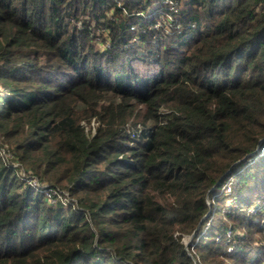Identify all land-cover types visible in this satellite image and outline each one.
<instances>
[{
  "label": "trees",
  "instance_id": "obj_1",
  "mask_svg": "<svg viewBox=\"0 0 264 264\" xmlns=\"http://www.w3.org/2000/svg\"><path fill=\"white\" fill-rule=\"evenodd\" d=\"M156 1L0 0V149L70 199L0 156V264L264 263V0Z\"/></svg>",
  "mask_w": 264,
  "mask_h": 264
},
{
  "label": "built area",
  "instance_id": "obj_2",
  "mask_svg": "<svg viewBox=\"0 0 264 264\" xmlns=\"http://www.w3.org/2000/svg\"><path fill=\"white\" fill-rule=\"evenodd\" d=\"M158 2H160V0L154 2L153 4L157 5ZM161 2L165 5H174L172 0H161ZM171 19H172L171 16H167V15L160 16L157 19V22L154 25L153 29H156V30L161 29V37H163V35L169 33L168 21ZM111 20H112V18H111ZM129 30H130V32L135 33L137 31V27L132 26V27H130ZM141 32H143V31H141ZM91 33H92V37L95 39V41L97 43H101L100 41L102 40V38L107 35V32L104 31V29L100 25H98V27H95L93 30L91 29ZM99 47H100V49H99L100 51H104V49H107L110 47V44L108 41H106L104 43H101V45ZM128 129H129L128 132L131 133V135L130 134L129 135L133 138V134H134L135 130L137 132H140L142 127L139 124H136L133 127H128ZM0 156H3V158H4L3 161H4L6 166L15 170V172L18 174L20 180L23 182V184L26 187H30L35 192L42 194L45 197L46 201H48V203L50 205H54L57 202H60L61 204H64V205L70 203V199L68 198L67 193L61 191L60 189L52 188L49 185L38 181V179L35 175H33L30 172L25 171L22 167H20V165L18 163L10 162V155L6 154V152L3 149H0ZM229 193H230V190L226 194H229ZM250 212H255V209H251Z\"/></svg>",
  "mask_w": 264,
  "mask_h": 264
},
{
  "label": "rangeland",
  "instance_id": "obj_3",
  "mask_svg": "<svg viewBox=\"0 0 264 264\" xmlns=\"http://www.w3.org/2000/svg\"><path fill=\"white\" fill-rule=\"evenodd\" d=\"M160 2H161V0H160ZM159 20H160V19H159ZM105 37H106V36H104L102 39H104ZM100 45H101V43H98V46L96 45V47L98 48V50L100 49V47H99ZM135 45H137V44H135ZM134 119H135L134 122H137L138 119H136V118H134ZM88 127H90V129L94 128V127H95L94 122H90V124L88 125ZM229 180H230V181H228V182L224 185V189H223V190H224L225 193H228L229 190H231V186H232L233 181H234L233 178H231V177H230ZM68 202H69V201H68ZM68 202H67V203H68ZM229 206H230V205H229ZM229 206H228V207H229ZM187 236H188V235H184V236L182 237V240H181L182 243L185 244V242H187V239H186ZM189 236H190V235H189ZM191 240H192V239H191ZM187 243H188V242H187ZM190 243H191V241H189L188 245H189ZM188 245H187V246H188ZM187 246H186V248H187ZM229 250H230V249H229ZM229 250H228V251H229Z\"/></svg>",
  "mask_w": 264,
  "mask_h": 264
},
{
  "label": "water",
  "instance_id": "obj_4",
  "mask_svg": "<svg viewBox=\"0 0 264 264\" xmlns=\"http://www.w3.org/2000/svg\"><path fill=\"white\" fill-rule=\"evenodd\" d=\"M264 139V138H263ZM263 139H261V140H263ZM193 234L194 233H192L190 236L188 235L187 236V242L189 243V241H191V239H192V237H193ZM187 242H185V244L183 243V245H184V249L186 250V246L188 245V243Z\"/></svg>",
  "mask_w": 264,
  "mask_h": 264
}]
</instances>
